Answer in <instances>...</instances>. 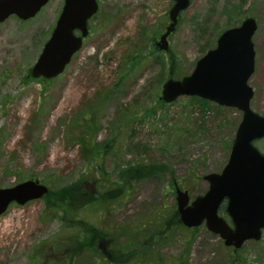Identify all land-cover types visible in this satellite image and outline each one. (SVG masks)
Masks as SVG:
<instances>
[{
	"label": "rangeland",
	"instance_id": "obj_1",
	"mask_svg": "<svg viewBox=\"0 0 264 264\" xmlns=\"http://www.w3.org/2000/svg\"><path fill=\"white\" fill-rule=\"evenodd\" d=\"M97 3L81 50L51 80L29 74L63 0H50L27 21L12 16L0 23V189L20 178L48 187L40 199L10 205L0 215V264H172L184 251L188 264H264V230L259 240L246 241L236 252L204 226L194 232L169 222L165 233L156 232L161 223L156 215L176 211L168 172L191 200L202 196L208 185L198 178L225 166L241 120L240 111L214 103L202 114L189 97L165 104L159 99L162 84L189 75L214 47L216 33L253 18L250 107L264 116V0H191L168 36L167 51L156 48L154 40L169 23L173 0ZM92 109L97 113L93 133L88 129ZM81 138L112 146L98 149L94 162L77 145ZM262 141L256 143L261 152ZM96 162L103 170L93 171ZM140 163L164 169L160 177L131 185L118 181L120 169ZM79 179L84 182L76 198L91 203L72 220L53 206L49 190L55 193ZM80 218L87 222L78 223L76 239L65 225Z\"/></svg>",
	"mask_w": 264,
	"mask_h": 264
},
{
	"label": "water",
	"instance_id": "obj_2",
	"mask_svg": "<svg viewBox=\"0 0 264 264\" xmlns=\"http://www.w3.org/2000/svg\"><path fill=\"white\" fill-rule=\"evenodd\" d=\"M48 1L0 0V23L11 15L24 21L31 19ZM190 2L173 0L168 12L169 24L156 44L160 50L168 49L167 37ZM97 9L96 0H64L55 26L31 67L32 78L49 80L63 73L72 56L80 50L82 39L88 34L87 22ZM256 28L255 20L246 18L239 26L224 30L215 47L196 61L189 75L179 80L169 78L163 83L160 96L165 103L183 96L198 97L241 112L227 163L220 173L203 176L207 191L189 202L187 190H175L180 222L187 228L204 223L225 246L235 250L246 241L259 240L264 230V152L253 144L264 140V116L251 109L253 90L248 85L254 72L252 36ZM47 193V186L33 180L0 189V215L10 203L24 205ZM223 202L230 225L218 215Z\"/></svg>",
	"mask_w": 264,
	"mask_h": 264
},
{
	"label": "trees",
	"instance_id": "obj_3",
	"mask_svg": "<svg viewBox=\"0 0 264 264\" xmlns=\"http://www.w3.org/2000/svg\"><path fill=\"white\" fill-rule=\"evenodd\" d=\"M219 33H216L214 36V40H216L217 36ZM215 42V41H214ZM170 74L172 76H175V73L170 72ZM189 101L192 103H196L197 107L199 108L200 113H204L205 110L208 109V104L209 102L201 100L199 98L196 97H189ZM217 109V108H216ZM89 126L88 129L93 133L94 131V125H95V121L94 118H96V111L94 109L89 111ZM91 135V134H90ZM110 141L108 142H103L100 143L99 145L95 146L91 140L86 141L85 138H81L78 142V146L80 147L81 152L83 153H87L90 155V158L95 161H97V156H99L100 151H98V149L106 151L107 148L111 147ZM100 163L96 162V165L94 164L95 167H93V171L97 172L100 171L101 169L103 170V164L99 165ZM133 169V168H138L140 169L137 174H127L129 173L128 170L129 169ZM162 169H164V166L162 165H154V164H149V165H142L137 164L135 167H130V164H127L125 168L120 169V172L118 174V181H124V183L126 182L127 184L131 185L133 182H136L142 178H146L150 175H158L160 177V174L162 173ZM171 175V179H172V183H176L175 181V177L173 175L172 172H168ZM141 176V177H140ZM202 177L198 178L201 179ZM24 178H20L19 181H23ZM83 180L79 179L75 182L70 183L69 185H67L66 187L59 189L57 192L52 193L49 190V197H53V201L57 203L56 205H53L55 207L58 208H62L63 213L65 214L66 218H70V219H74V217L76 216V214L78 213L77 210H82L84 209L87 205H89L91 203V201L89 200H84V201H79L78 198H76L77 194L79 193V188L81 185H83ZM177 184V183H176ZM160 214V213H159ZM219 214L221 216H223L224 218L227 219V216L225 214V206L224 204L221 205L220 209H219ZM163 215H156V217H158L159 219H161V223L159 224L158 228L159 230H157V234L159 233V231L162 228V232H166L170 226L169 222H172V227H176V228H183V226L181 225V223L179 222V217L174 209V211L172 212V214L168 217H162ZM77 219V218H76ZM87 221H85V219L80 218L77 220L76 224H70V225H65V228L68 230L70 229L71 232L70 234H73L74 238H78L79 236V226L78 223H86ZM91 225V224H90ZM72 227V228H71ZM92 227V226H91ZM100 227L98 226H93L90 229H99ZM199 228L197 229H192V230H188V231H198ZM84 234H88V232L86 230H83ZM103 233H106L105 231ZM193 233V232H192ZM69 234V236H70ZM165 238V236H163ZM69 238V237H68ZM193 241V237L192 239L187 243V245H190ZM144 249L141 251L142 255H143ZM186 252V251H184ZM181 253L173 262L172 264H188L187 262V258H186V253ZM107 258V260L109 259L107 256H105ZM111 259V258H110ZM120 263V262H118ZM127 263V262H126ZM43 264V263H41ZM58 264H64V262H60Z\"/></svg>",
	"mask_w": 264,
	"mask_h": 264
}]
</instances>
